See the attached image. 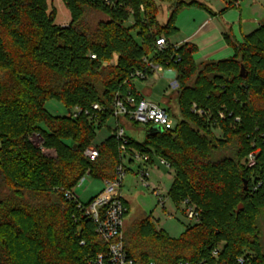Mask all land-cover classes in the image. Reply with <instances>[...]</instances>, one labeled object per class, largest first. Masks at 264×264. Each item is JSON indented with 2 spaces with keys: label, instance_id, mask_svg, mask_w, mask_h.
<instances>
[{
  "label": "trees",
  "instance_id": "obj_1",
  "mask_svg": "<svg viewBox=\"0 0 264 264\" xmlns=\"http://www.w3.org/2000/svg\"><path fill=\"white\" fill-rule=\"evenodd\" d=\"M62 1L66 26L55 23L46 0H0V264H91L106 250L65 192L86 172L114 179L121 163L114 129L99 144L94 138L112 118L117 93L141 99L130 75L144 69V58L175 71L177 110L167 111L177 123L148 136L146 126L142 142L127 136V149L146 153L149 163L167 161L174 170L168 197L175 205L187 200L198 219L172 237L146 217L124 233L127 254L135 264H264V22L241 43L224 34L233 57L197 64L193 46L173 49L169 41L177 13L203 6L195 0ZM163 2L170 12L160 24ZM87 8L106 16L91 33L78 26ZM161 36L170 43L162 53L154 47ZM51 98L68 114L51 115ZM74 107L81 109L76 117ZM89 146L98 150L93 160L83 154Z\"/></svg>",
  "mask_w": 264,
  "mask_h": 264
},
{
  "label": "built area",
  "instance_id": "obj_2",
  "mask_svg": "<svg viewBox=\"0 0 264 264\" xmlns=\"http://www.w3.org/2000/svg\"><path fill=\"white\" fill-rule=\"evenodd\" d=\"M140 9L143 10V7L140 6ZM170 43L167 42L165 37L161 36L155 39L154 47L157 52L162 53L168 48ZM170 45L173 49H176L179 46L173 43ZM174 58V61L179 60L177 55H174ZM144 63V69L135 70L130 75V79L132 81L138 79L144 80L151 74L167 70L172 75L169 88L172 91H177L179 89V83L176 79L175 71L172 68L164 67L162 64L148 58H144ZM191 108L199 115H202L205 112L203 109L199 108L196 103H192ZM92 109L99 111L101 110V107H99L97 104H93ZM80 112L81 109L78 107H74L72 110H70V114L73 117H76ZM85 113L87 114V111H85ZM218 115L222 117V112H218ZM111 117L115 120L114 135L119 142V150L121 153V163L117 165L115 169L114 179L104 180L105 186L103 190L96 194L87 203L83 204L74 193V188L75 186L82 185L84 180L89 175L88 172H86L72 189L65 192V196L77 202V207L83 212L84 216L93 222L96 235L106 243V250L104 252L95 253V256L90 261L91 264H135L127 254V251L124 247L123 223L125 218L124 214L127 208L122 195V183L126 173V167L123 164V158L129 157L132 161L138 162L139 164H147L149 161L148 155L146 153L137 149H127V134L125 133L123 127L120 126L118 120L119 118L123 117L126 120L133 121L134 123H140L144 127L149 126L150 128L151 126L156 125L164 131L165 129H168L167 126L172 124V116L167 111V108L162 107L158 103L144 99L137 101L134 95L130 93L125 96L117 93L113 100ZM83 154L88 159L93 160L97 158L98 150L94 146H89L84 150ZM160 163L170 168L169 163L164 159H161ZM247 164L248 166H252L254 164L253 154L248 155ZM137 177L143 184H146L148 178L147 170L140 168L137 172ZM153 193L163 205V196L161 195L160 191L154 188ZM183 204L186 206L187 218L192 220L198 219L197 212L192 206L188 204V201L185 200ZM80 244L83 245L84 240H80ZM216 253L217 249L214 250L213 254L216 255ZM238 261L243 262V259L239 258ZM147 264L157 263L154 261H149Z\"/></svg>",
  "mask_w": 264,
  "mask_h": 264
},
{
  "label": "rangeland",
  "instance_id": "obj_3",
  "mask_svg": "<svg viewBox=\"0 0 264 264\" xmlns=\"http://www.w3.org/2000/svg\"><path fill=\"white\" fill-rule=\"evenodd\" d=\"M47 11H55V23L61 26H66L70 22V14L62 0H46ZM170 12V4L163 2L159 6V13L157 16L158 22L164 24ZM106 20V16L101 12L92 8H87L83 17L78 22V26L84 29L87 33L96 31L98 24ZM176 34L172 35L170 39L176 40ZM137 92L148 101L161 104L163 103V93L168 90L167 79H159L154 81L149 77L144 82L138 81L135 84ZM151 88V93L146 95L144 89ZM45 108L53 116H64L68 114V109L58 100L51 98L45 101ZM121 127H123L127 136L133 138L138 142H142L145 138V127L140 123H134L131 120L120 118ZM177 123L175 117H172V124L167 126L173 129ZM114 118L107 120V123L96 131L94 142L99 144L103 142L110 134L112 128L114 129ZM44 128V126H42ZM45 129V128H44ZM218 133V132H217ZM31 140L36 145L41 144L40 136L33 134ZM47 154H53L51 150H45ZM161 158L156 157L153 169L150 166L144 167L148 172L147 183L143 184L137 177V172L140 169L138 162L128 163L126 158H123V164L128 169L123 178L122 195L129 201L130 207L127 215L124 218L123 232L128 236L134 232L138 223L150 217L152 223L157 230H163L169 236L178 237L188 224H193L192 219L186 216V206L182 203L175 205L168 197V190L174 176V170L168 168L166 165L160 163ZM125 161V162H124ZM155 167V168H154ZM157 167V168H156ZM152 185L156 186L163 196V205L152 191ZM101 189V181L88 179L87 182L81 186H75L74 193L82 201L87 200L91 195L97 194ZM95 196V195H94ZM259 223L264 237V218L260 217ZM264 239V238H263Z\"/></svg>",
  "mask_w": 264,
  "mask_h": 264
},
{
  "label": "crops",
  "instance_id": "obj_4",
  "mask_svg": "<svg viewBox=\"0 0 264 264\" xmlns=\"http://www.w3.org/2000/svg\"><path fill=\"white\" fill-rule=\"evenodd\" d=\"M185 1H190V0H185ZM195 1L199 2L203 6L184 7L177 13L174 22L176 27L175 34L177 36L176 37L177 41H173L172 39H170L169 41L177 45L187 43L188 45L193 46L194 47L193 59L197 64L217 62L219 60L233 57L234 55L233 48L231 47V45H229L226 42L224 34L225 33L229 34L230 38L235 43H241L245 35L255 30L260 24L264 22V0H239L232 7H226L227 2L229 0H195ZM149 77H151V80L153 79L154 81L163 78L167 79V85L169 87L172 75L167 70H163L158 73L149 75L144 80H139V79L134 80L133 87L136 92H137L135 86L136 82L138 81L144 82ZM178 90L172 91L170 88H168V90H165L163 93V99H162L163 103L166 104V107L173 112L177 110ZM150 91L151 88L146 87L144 89L146 95H149L151 93ZM139 96L141 97V99H144V97L141 96L140 94ZM118 121L120 124L121 123L120 118ZM94 144L97 143L94 142ZM126 159L128 160V163L135 162L132 161L129 157H126ZM154 162L153 163L148 162L147 164L145 163L143 165L145 168L146 166H150V168L153 169ZM140 165L142 164H139V166ZM140 168L143 167L140 166ZM127 170L128 169L126 168V171ZM88 179H93V178H91L88 175L87 178L82 183L81 187H83V185L87 182ZM93 180H99V179H93ZM100 181H101V189L99 190V192L102 191L105 186L104 180H100ZM154 188L158 189L156 186L152 185V191ZM94 195L96 194L91 195L85 201H82L81 199L80 201L88 202L90 199L94 197ZM124 201L129 210L130 207L129 201L126 200L125 198Z\"/></svg>",
  "mask_w": 264,
  "mask_h": 264
},
{
  "label": "water",
  "instance_id": "obj_5",
  "mask_svg": "<svg viewBox=\"0 0 264 264\" xmlns=\"http://www.w3.org/2000/svg\"><path fill=\"white\" fill-rule=\"evenodd\" d=\"M240 74L244 77L245 75H244V68H243V66H241L240 67ZM163 132V130L162 129H160L158 126H156V125H153V126H151L149 129H148V132H147V136L148 135H155V134H157V133H162Z\"/></svg>",
  "mask_w": 264,
  "mask_h": 264
}]
</instances>
